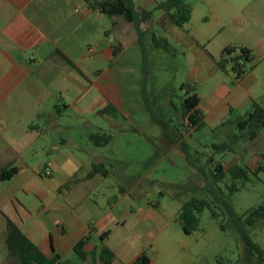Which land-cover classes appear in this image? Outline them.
Listing matches in <instances>:
<instances>
[{
	"label": "crops",
	"instance_id": "crops-1",
	"mask_svg": "<svg viewBox=\"0 0 264 264\" xmlns=\"http://www.w3.org/2000/svg\"><path fill=\"white\" fill-rule=\"evenodd\" d=\"M206 1L213 26L202 40L213 42L219 55L227 46L247 48L253 66L234 81L229 66L224 71L217 65L225 74L220 76L223 81L217 82L208 96L198 95V107L204 121L213 125L229 115L245 120L255 106L264 111V0ZM119 23L118 17L111 20L89 9L83 0H0V168L7 166L12 171L11 178L0 185L16 181L25 194L21 214L6 213L3 208L12 203L18 191L8 193L9 189L0 186V240L4 241L5 215L45 255L57 254L60 261L76 254L74 245L84 238L85 251L109 247L115 254L110 264H131L144 251L142 247L123 260L109 241L115 237L125 244L123 229L131 226L141 241L151 230L147 219L157 211L143 209L145 215L139 224L132 225L135 210L130 209L134 200L130 192L123 191L106 203L104 192L99 190L107 175L93 169L105 156H99L97 150L86 152L73 138L60 137L58 142L52 137L56 127L68 128L74 134L72 126L60 122L72 107L81 118L92 113L105 115L98 110L110 99L120 102L121 107L122 85L111 55V46L121 43L120 31L115 30ZM107 30H111L109 36ZM262 116L257 135L241 147L250 151L245 163L249 167L264 168V112ZM94 127L85 120L82 132L87 141ZM35 145L50 153L51 159L41 164H52L48 179L41 178V171L26 158L25 152ZM73 145L76 147L69 148ZM38 159L43 160L39 155ZM238 160L237 155L220 159L224 168L225 163L227 168L240 165ZM94 259L95 264H104ZM149 264H153L151 259Z\"/></svg>",
	"mask_w": 264,
	"mask_h": 264
},
{
	"label": "rangeland",
	"instance_id": "rangeland-1",
	"mask_svg": "<svg viewBox=\"0 0 264 264\" xmlns=\"http://www.w3.org/2000/svg\"><path fill=\"white\" fill-rule=\"evenodd\" d=\"M133 1L136 7L153 12L152 19L143 22L142 28L166 37L172 49L166 51L154 47L148 34V56L144 60L133 25L117 16L120 23L115 30L120 31L123 49L114 58V68L119 72L122 85L121 107L109 115L92 113L84 118L75 116L78 109L72 107L60 122L72 126L74 134L71 135L68 128L56 127L52 137L58 142L60 137L73 138L77 146L86 152L97 150L99 156H105L101 161L108 174L100 182L99 190L104 192L106 203L119 197L123 191L130 192L134 199L130 209L135 210L132 225L139 224L140 218L145 215L143 209L157 211L151 219H147L151 230L141 241L132 226L123 229L125 244L118 238L110 239L109 243L120 259L128 260L143 247L153 264H243L244 243L227 205H231L239 214L251 207L264 205V168L257 170L247 180H234L238 187L234 192L227 188L232 182L227 175L220 183L219 201L206 188V183L211 178L208 158L229 160L237 155L238 163L245 166L250 151L244 152L241 147L249 142L248 127L241 129L238 125L241 119L235 120L233 115H229L220 119L217 125L206 121L201 129L191 130L187 129L180 112V103L186 92L182 85H192L194 92L204 97L210 94L217 82L223 81L220 76H225L217 68L220 55L214 43L202 40L213 26L210 7L206 0H186L191 7L190 19L177 26L162 10L155 8L164 0ZM148 105L160 117L171 120V134L175 137L182 135L190 147L193 163L203 166L204 172L191 166L180 147L166 138L161 125L153 121ZM87 119L95 125L90 131L102 130L111 135L108 144L98 147L87 141L82 132ZM235 135L241 137L234 140ZM230 141L234 153L220 152L213 146ZM75 147L69 146L72 149ZM25 153L32 167L41 171L38 172L39 176L48 179L50 176L44 174V165L41 164L51 159L50 153H43L36 145ZM38 155L43 160L38 159ZM251 168L256 170L257 166ZM19 185L16 181L11 185H0L9 189L8 193L18 191L12 203L3 208L6 213L20 215L22 212L20 202L25 194ZM193 196L208 199L212 202V208H205L199 215L198 229L186 234L175 218L182 202ZM98 197L102 198L100 195ZM212 210L216 216H212ZM247 229L252 239L264 250V219ZM66 259L70 264H91L77 254ZM0 264H15L2 240Z\"/></svg>",
	"mask_w": 264,
	"mask_h": 264
},
{
	"label": "trees",
	"instance_id": "trees-1",
	"mask_svg": "<svg viewBox=\"0 0 264 264\" xmlns=\"http://www.w3.org/2000/svg\"><path fill=\"white\" fill-rule=\"evenodd\" d=\"M89 9L96 10L97 12L106 15L111 20L113 17L121 16L125 22L133 25L136 33L137 41L140 44L142 55L144 60L148 56V48L146 45V37L151 35V43L156 48H161L166 51L172 49V45L166 37L157 36L151 31H147L142 28L141 24L152 19L153 12L150 9L138 8L133 0H83ZM158 9L167 16L172 24L182 26L187 23L191 15V7L186 0H164L157 6ZM114 22L112 21V26ZM111 30L106 31V35L109 36ZM121 43L117 46H111V55L114 59L122 51ZM217 64L220 69L226 70L229 66V70L233 73L234 81L240 80L249 70H251L252 55L250 50L245 47L227 46L225 47L217 60ZM186 88L185 96L180 103L181 118L184 120L187 129L199 130L205 125L203 119V113L198 107L199 96L194 92L192 85H182ZM122 93V92H121ZM120 93V96H121ZM147 101V100H146ZM120 103V102H119ZM115 103L112 99L103 108L98 110L100 114H112L115 113L120 105ZM147 104H149L147 102ZM149 111L153 121L163 128L164 135L172 142L176 143L183 151L187 162L196 168L197 170L204 172L203 166H197L192 161V155L190 153V147L187 142L182 139V135L177 137L171 134V120H166L158 115V113L148 105ZM263 110L259 106H255L250 117L241 120L238 125L241 129L248 126L249 138H254L257 135L258 130L263 125ZM241 136L235 135L234 140H237ZM89 141L95 146H104L111 140V135L108 132L98 130L88 135ZM215 148L220 149V152L228 151L232 149V141L222 142L221 144L213 145ZM211 163V178L207 179L206 188L218 199V193L221 190L220 183L224 181L227 175L232 179L231 184L227 185V188L234 192L238 189L234 180L236 179H249L250 175L256 174L257 170L263 167H257L253 170L251 167L245 165L240 166L233 164L228 168H224L220 160L208 158ZM93 171L100 172L103 175H107L108 170L103 164L94 165ZM12 176L11 168L5 166L0 168V181L10 179ZM73 180V179H72ZM234 222L238 225L243 243H244V261L243 264H264V250L255 242L250 236L247 227L256 224L258 221L264 219V205L260 204L255 207H251L243 213L239 214L235 212L231 205H227ZM205 208H212V202L208 199L200 197H190L184 200L181 204L180 210L175 218L176 222L181 227L182 231L186 234H191L196 231L199 226V215ZM212 216H216V213L212 210ZM5 219V236L4 242L9 257L13 258L15 264H70L67 260L60 261V256L53 254L51 257L45 255L39 247L33 243L19 228V226L10 218L4 215ZM108 232L104 233V236ZM102 236V238L104 237ZM86 239L79 240L74 245L75 253L82 259H91V264H95L97 258L101 263L110 264L115 259L114 252L106 245H101L98 252L96 250L85 251L84 246ZM150 258L146 251H142L135 257L131 264H149Z\"/></svg>",
	"mask_w": 264,
	"mask_h": 264
},
{
	"label": "built area",
	"instance_id": "built-area-1",
	"mask_svg": "<svg viewBox=\"0 0 264 264\" xmlns=\"http://www.w3.org/2000/svg\"><path fill=\"white\" fill-rule=\"evenodd\" d=\"M43 171L46 176H50L52 174V164L51 162H46L43 166Z\"/></svg>",
	"mask_w": 264,
	"mask_h": 264
},
{
	"label": "water",
	"instance_id": "water-1",
	"mask_svg": "<svg viewBox=\"0 0 264 264\" xmlns=\"http://www.w3.org/2000/svg\"><path fill=\"white\" fill-rule=\"evenodd\" d=\"M254 106V105H253Z\"/></svg>",
	"mask_w": 264,
	"mask_h": 264
}]
</instances>
